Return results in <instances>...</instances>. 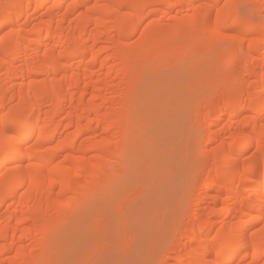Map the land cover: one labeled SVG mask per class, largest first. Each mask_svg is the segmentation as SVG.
I'll list each match as a JSON object with an SVG mask.
<instances>
[{
    "label": "bare ground",
    "instance_id": "obj_1",
    "mask_svg": "<svg viewBox=\"0 0 264 264\" xmlns=\"http://www.w3.org/2000/svg\"><path fill=\"white\" fill-rule=\"evenodd\" d=\"M51 1L0 5V32L26 17L0 40V70L20 79L0 84V264H50L67 233L71 249H95L97 213L147 150L148 72L205 79L202 109L218 110L193 136L214 145L201 156L205 205L156 264H264V21L236 0Z\"/></svg>",
    "mask_w": 264,
    "mask_h": 264
},
{
    "label": "rangeland",
    "instance_id": "obj_2",
    "mask_svg": "<svg viewBox=\"0 0 264 264\" xmlns=\"http://www.w3.org/2000/svg\"><path fill=\"white\" fill-rule=\"evenodd\" d=\"M57 1H51L48 6ZM9 2L11 0H0V5ZM255 4L256 0H236L240 14L259 24L264 21V12L259 15ZM19 12L20 9H13L7 16ZM33 12V9H29L27 14ZM25 18L19 17L2 29L0 40ZM231 37L227 36L228 39ZM205 52L202 50L200 54ZM5 73L7 70L4 68L0 70V84L20 82L17 77ZM175 75L177 78L171 76L167 79L161 72L151 83L154 74H145L144 84H151V88L148 97L141 100L139 114L146 127L144 134L149 137V142L145 144L147 150L136 163L132 186L112 201L108 208L97 213L95 227L91 228L98 239L92 245L95 249L92 251L90 248L86 253L82 249H71L70 233H67L62 249L50 264H156L160 249L166 247L174 235L182 232V224L191 218L197 206L202 208L205 205L198 203L209 194L204 186L212 173L200 172V166L202 169L205 161L201 156L204 149L210 150L214 145H209L210 133L203 135L202 142L200 139L195 142L193 136L198 130L199 118L210 117L215 122L218 110L208 112L202 109L212 94L202 91L204 88L209 90L208 84L203 83L205 79L191 80L183 78L181 73ZM6 103L14 106L15 97L9 95ZM208 153L212 155L211 150ZM171 174L177 175L172 177ZM214 220L217 221L218 217ZM199 223L190 227V231L196 230Z\"/></svg>",
    "mask_w": 264,
    "mask_h": 264
}]
</instances>
